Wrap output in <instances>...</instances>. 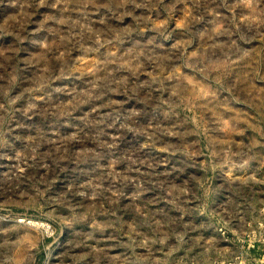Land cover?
Listing matches in <instances>:
<instances>
[{"label":"rangeland","instance_id":"rangeland-1","mask_svg":"<svg viewBox=\"0 0 264 264\" xmlns=\"http://www.w3.org/2000/svg\"><path fill=\"white\" fill-rule=\"evenodd\" d=\"M253 242L264 0H0V264H220Z\"/></svg>","mask_w":264,"mask_h":264},{"label":"crops","instance_id":"crops-1","mask_svg":"<svg viewBox=\"0 0 264 264\" xmlns=\"http://www.w3.org/2000/svg\"><path fill=\"white\" fill-rule=\"evenodd\" d=\"M246 252H247V250H245V252H244L245 253V255H244L245 257L242 258V263H252V262H255V263H262V264H264V257L262 256V252H263V249L262 248L259 249V247L257 246L256 249L249 250V253H246ZM255 252H257V253H255ZM253 254H257V255L254 256ZM233 257H235V256H230L228 254V258L227 259L230 260ZM222 262H225V260L222 261Z\"/></svg>","mask_w":264,"mask_h":264},{"label":"built area","instance_id":"built-area-1","mask_svg":"<svg viewBox=\"0 0 264 264\" xmlns=\"http://www.w3.org/2000/svg\"><path fill=\"white\" fill-rule=\"evenodd\" d=\"M255 247V244L254 242L253 243H248L247 244V252L246 253H249V250H251L252 248ZM262 256L264 257V249H263V252H262ZM227 263H220V264H262V263H242V257H240V255L226 261Z\"/></svg>","mask_w":264,"mask_h":264}]
</instances>
